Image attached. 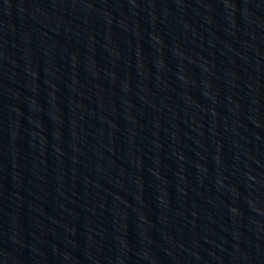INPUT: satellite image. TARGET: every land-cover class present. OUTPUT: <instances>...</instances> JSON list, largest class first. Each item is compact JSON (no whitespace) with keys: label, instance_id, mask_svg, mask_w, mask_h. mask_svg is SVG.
I'll return each instance as SVG.
<instances>
[{"label":"water","instance_id":"95a60500","mask_svg":"<svg viewBox=\"0 0 264 264\" xmlns=\"http://www.w3.org/2000/svg\"><path fill=\"white\" fill-rule=\"evenodd\" d=\"M0 264H264V0H0Z\"/></svg>","mask_w":264,"mask_h":264}]
</instances>
